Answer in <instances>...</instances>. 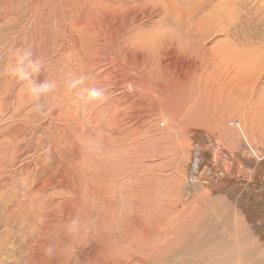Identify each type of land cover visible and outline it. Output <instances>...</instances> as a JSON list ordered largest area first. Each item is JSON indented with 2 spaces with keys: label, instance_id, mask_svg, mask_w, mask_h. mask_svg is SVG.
<instances>
[{
  "label": "rangeland",
  "instance_id": "obj_1",
  "mask_svg": "<svg viewBox=\"0 0 264 264\" xmlns=\"http://www.w3.org/2000/svg\"><path fill=\"white\" fill-rule=\"evenodd\" d=\"M25 47L56 84L39 111L6 72ZM81 76L103 103L67 90ZM169 225L180 243L152 248ZM262 248L264 0H0V264H256Z\"/></svg>",
  "mask_w": 264,
  "mask_h": 264
},
{
  "label": "clouds",
  "instance_id": "obj_2",
  "mask_svg": "<svg viewBox=\"0 0 264 264\" xmlns=\"http://www.w3.org/2000/svg\"><path fill=\"white\" fill-rule=\"evenodd\" d=\"M14 63L10 64L6 72L10 74L14 82L21 85L25 90L29 102L33 105L34 110H41L43 105L41 100L45 98L56 87L55 82L44 79L37 82V77L44 71L45 59L34 53L31 47H25L14 51ZM85 76L69 80L67 90L75 91V98L81 105H96L103 103L107 99L106 89L98 87L95 84H87ZM90 147H95L94 143H90ZM79 220L72 219L66 226L65 231L68 235L75 234L79 229ZM49 257L54 255V248L49 245L45 249Z\"/></svg>",
  "mask_w": 264,
  "mask_h": 264
},
{
  "label": "bare ground",
  "instance_id": "obj_3",
  "mask_svg": "<svg viewBox=\"0 0 264 264\" xmlns=\"http://www.w3.org/2000/svg\"><path fill=\"white\" fill-rule=\"evenodd\" d=\"M99 3V2H98ZM163 3V2H162ZM202 3V2H201ZM95 4V3H94ZM134 4V3H133ZM119 7V6H118ZM193 12H195V11H193ZM192 12V13H193ZM120 15V14H119ZM164 17V16H163ZM96 18H97V16H94L92 19H91V21H93V20H95V21H97L96 20ZM119 21V20H118ZM98 22V21H97ZM160 28V27H159ZM101 28L100 29H98V33H96V32H92V34H94V35H99L100 33H101ZM156 30H158V29H156ZM142 31V30H141ZM146 31V30H145ZM178 33V32H177ZM139 35V34H138ZM141 35V34H140ZM157 35V34H156ZM165 35V34H164ZM147 36V35H146ZM152 36V35H151ZM159 36V35H158ZM155 38V37H154ZM158 38V37H157ZM135 40V39H134ZM148 43H150V42H148ZM154 43V42H153ZM155 43H157V41L155 42ZM154 43V44H155ZM165 43V42H164ZM196 44V43H195ZM194 44V45H195ZM148 45H150V44H148ZM193 45V46H194ZM146 46V45H145ZM164 46V45H163ZM167 46V45H166ZM140 48V47H139ZM143 48V47H142ZM160 48V47H159ZM154 49V48H153ZM152 49V50H153ZM161 49V48H160ZM164 49V48H163ZM166 50H167V48H165ZM140 50V49H139ZM168 50H169V48H168ZM199 50V49H198ZM102 51V50H101ZM154 51V50H153ZM151 52V51H150ZM101 53V52H100ZM155 53V52H154ZM159 53V52H158ZM161 54V53H160ZM163 55V54H162ZM162 55H160V56H162ZM153 56H155V55H153ZM160 56H159V58H160ZM165 56H167V55H165ZM158 59V58H157ZM156 61H158V60H156ZM175 61V60H174ZM137 63V62H136ZM255 63H256V61H255ZM155 64V63H154ZM169 64V63H168ZM176 64H177V62H176ZM180 64V63H179ZM257 64V63H256ZM255 64V65H256ZM156 65V64H155ZM141 66V65H140ZM157 66V65H156ZM155 66V67H156ZM154 67V65L151 67V69ZM166 67V66H165ZM175 67V66H174ZM144 68V67H143ZM176 68V67H175ZM180 68V67H179ZM254 68V67H253ZM157 69H159V68H157ZM156 69V70H157ZM153 70V69H152ZM150 71V70H149ZM248 71V70H247ZM147 72V71H146ZM153 72V71H152ZM249 72V71H248ZM252 72V71H251ZM250 72V73H251ZM155 73V72H154ZM173 73V72H172ZM195 73V72H194ZM256 73V72H255ZM158 75V74H157ZM156 75V76H157ZM167 75V74H166ZM252 75V74H251ZM255 76H257V75H255ZM174 77V76H173ZM131 79V78H130ZM154 79H156V78H154ZM158 81V80H157ZM149 82V81H148ZM162 82H163V80H162ZM180 82V81H179ZM178 82V84H180ZM153 84V83H152ZM156 84V83H155ZM148 85V84H147ZM157 85H160V83L159 84H157ZM149 87V86H148ZM148 87H147V89H148ZM152 87V86H151ZM156 87V86H155ZM165 87V89H166V85L164 86ZM137 88V87H136ZM159 88H160V90H163V87L162 86H159ZM176 88V87H175ZM184 88V87H183ZM156 89H158V88H156ZM135 90V89H134ZM145 90H146V88H145ZM144 90V91H145ZM149 90V89H148ZM136 92H137V90H135ZM140 91V90H139ZM151 91V90H150ZM153 91V90H152ZM155 91V90H154ZM143 92V91H142ZM143 93H145V92H143ZM151 93H155V92H151ZM156 94V93H155ZM167 94V93H166ZM165 96V95H164ZM168 99V98H167ZM127 100H129V98L127 99ZM147 101V100H146ZM129 102V101H128ZM151 102H153V101H151ZM146 102H145V99H144V104H145ZM150 104V103H149ZM142 105V104H141ZM151 105V104H150ZM190 109L192 108V106H190L189 107ZM86 146H87V144H86ZM90 148V147H89ZM91 149V148H90ZM89 149V150H90ZM91 152V151H90ZM70 195V194H69ZM220 210V209H219ZM189 213H191V212H189ZM185 214H187V213H185ZM252 215V214H251ZM251 215H250V219H252V217H251ZM188 216V215H187ZM186 216V217H187ZM185 217V218H186ZM227 217V216H226ZM242 217H244V216H242ZM246 217V216H245ZM247 218H248V214H247ZM183 219H184V217H183ZM249 219V220H250ZM256 219V218H255ZM183 221V220H182ZM230 221V220H229ZM184 222V221H183ZM247 222V221H246ZM189 227H190V225H189ZM204 228V227H203ZM179 229L180 228H172V229H170V225H169V227L168 228H166V229H164V231H163V236H164V238H167L166 237V234L168 235L169 233H172L173 231H174V234H172V236L171 237H169V239H168V241H164V240H161V241H159V242H157L152 248H158V249H162V250H165V249H167V248H169L170 246H171V243H180V242H175L174 240L176 239V237H177V234H178V231H179ZM195 231H198V229L196 228V226H195ZM166 232V233H165ZM164 233H165V235H164ZM214 234V233H213ZM213 236V235H212ZM255 236V235H254ZM179 238V241L181 240L180 239V237H178ZM259 239L261 240V237H259ZM249 240H251V239H249ZM252 242V241H251ZM235 243V242H234ZM254 243V242H253ZM213 244V243H212ZM255 244V243H254ZM211 245V244H210ZM191 247V246H190ZM190 247H187V248H190ZM211 247V246H210ZM254 247V246H253ZM212 248H213V246H212ZM239 248V247H238ZM256 249H257V247H256ZM262 249H264V248H262ZM214 251V250H213ZM262 251V250H261ZM159 252V251H158ZM249 252V251H248ZM255 253V252H254ZM263 253H264V250H263ZM253 254V253H252ZM245 255H246V253H245ZM254 255V254H253ZM249 256V255H248ZM252 256V255H251ZM262 256V255H261ZM258 257V256H257ZM253 259H254V257H253ZM250 261V260H249ZM253 262V261H252ZM251 262V263H252ZM248 263V262H247ZM256 264H264V259H262V260H257L256 261Z\"/></svg>",
  "mask_w": 264,
  "mask_h": 264
}]
</instances>
